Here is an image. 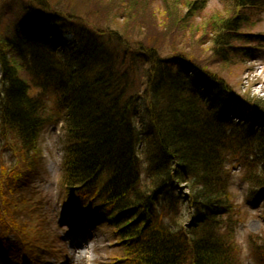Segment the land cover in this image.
Here are the masks:
<instances>
[{
    "label": "trees",
    "instance_id": "1",
    "mask_svg": "<svg viewBox=\"0 0 264 264\" xmlns=\"http://www.w3.org/2000/svg\"><path fill=\"white\" fill-rule=\"evenodd\" d=\"M152 1L85 0L78 10L76 0H0V135H14L8 144L26 162L0 168L4 236L20 232L13 213L27 200L45 127L62 122L64 206L108 228L116 264H238L229 168L248 185L249 206L264 200V102L167 43L206 1L161 0L162 27ZM223 2L229 15L204 21L202 38L226 65L259 44L243 31L264 0Z\"/></svg>",
    "mask_w": 264,
    "mask_h": 264
},
{
    "label": "rangeland",
    "instance_id": "2",
    "mask_svg": "<svg viewBox=\"0 0 264 264\" xmlns=\"http://www.w3.org/2000/svg\"><path fill=\"white\" fill-rule=\"evenodd\" d=\"M84 1L76 0L78 10ZM195 1H206L201 17L190 21L188 19V26L177 29L173 41L167 40V43L171 44L170 48L178 47L176 49L206 62L210 70L221 72L237 94L264 102V9L255 10L251 14V22L247 23L248 28L243 31L258 35L253 40H259V44H251L252 55L245 57L239 52L240 57L237 56L232 64L223 65L214 58L211 51L213 44L202 38V24L219 13L225 18L230 13L229 6L225 5L223 0ZM151 6L159 18L162 19L163 14L167 17L161 0H153ZM180 11L183 16L189 13L185 7L180 8ZM179 17L182 18L181 14ZM164 23V20H159L158 24L162 27ZM3 92L0 78V98ZM243 110L245 109L241 106L235 108L233 117L241 118L246 112ZM58 111L55 103L49 104V115L52 119L59 118ZM14 142V135H8L6 138L0 135V168H6L9 173L26 165L15 152V148L8 144ZM67 146L68 136L63 124L51 121L41 135L35 170L29 176L30 187L22 191L27 193V200L20 201L19 207L13 213L14 222L19 225L20 232H9L11 235L6 237L0 229V264H116L115 256L120 251L115 247L116 243L111 241L108 228H97L90 219L82 223L79 221L80 216L86 213L80 208L71 210L64 206L66 196L63 187V164ZM230 171V190L236 202L241 204L237 215L239 225L232 237L237 261L240 264H261L258 246L262 244L261 239H264V203L260 202L255 208L249 207L245 201L247 186L242 181L240 172L237 169ZM10 181L9 178L6 183ZM16 195L19 197L21 191ZM15 198L13 196V199ZM3 203L0 195V207ZM18 237L37 243L25 247L19 245L22 241ZM39 245H45L47 250Z\"/></svg>",
    "mask_w": 264,
    "mask_h": 264
}]
</instances>
